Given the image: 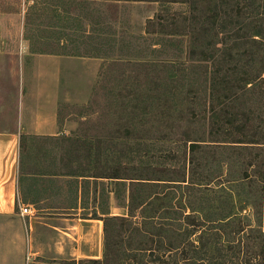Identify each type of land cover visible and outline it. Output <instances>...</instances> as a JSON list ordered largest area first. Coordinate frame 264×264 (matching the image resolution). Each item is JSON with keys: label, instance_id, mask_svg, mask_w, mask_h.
Returning a JSON list of instances; mask_svg holds the SVG:
<instances>
[{"label": "rangeland", "instance_id": "374dc122", "mask_svg": "<svg viewBox=\"0 0 264 264\" xmlns=\"http://www.w3.org/2000/svg\"><path fill=\"white\" fill-rule=\"evenodd\" d=\"M31 2L21 7L33 50L69 60L59 101L61 133L21 140L20 175L45 173L46 194L54 191V204L66 208L75 205L76 181L81 182L86 209L79 217H93L95 205L100 212L125 215L121 206L131 179L84 180L68 174L185 176L195 189L176 193L163 215L156 211L161 204L150 209L180 218L161 233L175 244L182 238L180 230L194 222L182 215L180 202L197 209L185 214L215 218L232 209L219 188L235 190V180L248 176V186H238L243 191L235 205L244 209L226 228L232 237L233 231L246 229L240 244L226 251L232 264H264L258 247L262 240L249 229L264 222V0ZM195 139L201 147L189 150L187 141ZM52 173L66 175L50 179ZM136 213L141 219L142 213ZM129 226L109 225L107 261L102 233L103 264H191L182 258H201V250L193 253L190 245V240L198 243L197 233L189 237L184 232L185 246L166 253L167 239L153 242L156 235L143 242L140 231ZM65 237L60 257L44 253L26 258V264H75L82 254H75V241Z\"/></svg>", "mask_w": 264, "mask_h": 264}, {"label": "crops", "instance_id": "0c3cea01", "mask_svg": "<svg viewBox=\"0 0 264 264\" xmlns=\"http://www.w3.org/2000/svg\"><path fill=\"white\" fill-rule=\"evenodd\" d=\"M26 2L32 3L0 0V63L5 66L0 67V264H26V258L33 260L44 253L56 259L65 236L75 241L74 253L82 254V259L75 257L80 259L75 264H103L102 218L112 213L100 212L95 205L92 210L98 217H79L86 209L81 205V182L76 181L75 205L66 208L54 204V191L48 189L52 195L46 194L43 173L20 175L22 136L56 137L61 133L59 101L69 60L64 54L33 50L21 7ZM5 6L9 9H3ZM29 187L33 195L27 194ZM22 205H29L32 215H21Z\"/></svg>", "mask_w": 264, "mask_h": 264}, {"label": "trees", "instance_id": "16d2710c", "mask_svg": "<svg viewBox=\"0 0 264 264\" xmlns=\"http://www.w3.org/2000/svg\"><path fill=\"white\" fill-rule=\"evenodd\" d=\"M252 76H248V79L245 80L244 83L249 82V78ZM23 138H34V137H24ZM22 140V138H21ZM201 140L195 139V140H188L189 142V150L196 149L201 147V143L199 142ZM236 142V143H240ZM251 143H258V142H251ZM166 172H168V169H166ZM153 176L146 177L142 176L141 174L136 177H126L123 176L121 172L113 171V172H103V173H84V172H77V173H71L68 175L73 176L75 179L82 178L87 179L93 178V180L96 179H110V180H124L126 178L131 179L130 184L128 186V196L126 199V202H124L123 206L126 208V214L123 216H114V215H106L104 218H102L104 226H103V232L105 235V253H104V260H109L108 257L111 254V247L109 249V225L111 226H117L118 223H120L121 226H128L132 225V228L135 230H139L140 234L143 238V242L148 238H155L156 235L158 236V240H153V242H159L160 240L167 239L168 242L164 245L167 246L166 253H177L182 247L185 246V243L187 242L186 236L184 235L188 233L191 237L195 233L198 234V243L195 244V241L190 240V245H192L193 253H197L201 250V258H198L196 256H190V257H183L184 261H191V264H205L204 260L208 259L209 264H232V257L229 254L228 251H226L227 247H229V250H233L235 247H237L240 244L242 235L244 234L243 230L239 229L236 232H232L233 237L231 234H229V231L226 229L231 225L235 224V219L238 215L241 214V210L244 209L243 206L236 207V203L240 200H238V193L242 194L243 189L239 188L238 186L244 187L247 185V178L248 176H244L242 178H237L235 182L237 183V188L235 190H232L231 187H222L219 188V191L222 192V194L225 197H228L230 200V203L232 205V209L230 211H219L217 212V216L212 219H206L208 216H202L203 219H196L194 214H185L186 209H190L191 212H195L197 209L191 208L186 202H180V209L182 210V215H186L193 218V223L189 225L190 227L187 229L183 227V230H180L179 233H182V238L179 239V243L175 244L167 238V236H163L161 233L166 232L167 228L170 227V223L178 222L180 218H170L167 216L161 217L158 216L156 211H160L161 215H163L162 212H166L167 209L172 207L171 202H169L176 193L179 191L181 193H185V190L189 189H195L191 188L193 183H189V181L185 178V176L181 177L180 179H176L174 176H162L157 175L156 171H153ZM162 173V172H161ZM45 174V173H43ZM51 175H66V174H55L52 173ZM186 179V180H185ZM245 182V183H244ZM248 186V185H247ZM179 188V189H178ZM183 189V190H182ZM250 189V188H249ZM264 188L260 189L261 196L264 194ZM263 192V193H262ZM243 202V200H241ZM170 203V205H168ZM156 204H161V206H158L156 208L155 212H150V209L154 208ZM248 204V203H247ZM245 203V205L247 206ZM149 209V210H148ZM236 210V211H235ZM240 210V211H238ZM137 211H140L141 219L138 220L137 218ZM109 213V212H105ZM152 213V214H150ZM93 217H98L96 210L94 211ZM115 221H118L116 224ZM167 221V222H166ZM198 221V222H197ZM131 222L133 224H131ZM113 223L114 225H112ZM174 225V224H173ZM176 226V224H175ZM251 231H257L259 234V238L262 240L261 244L258 246L260 247V250L264 251V222L260 219L257 221V224L255 227L250 226ZM160 232V233H159ZM231 233V231H230ZM185 238V240H184ZM205 240V241H204ZM161 242V241H160ZM189 243V240H188ZM214 249H211V248ZM164 248V246L162 247ZM109 249V250H108ZM210 251V253L208 252ZM159 250L158 252H160ZM157 252V253H158ZM165 252V248L163 253ZM112 254H117L115 250L112 251ZM202 255H205L207 258H204ZM117 255H114V257ZM201 260V261H200Z\"/></svg>", "mask_w": 264, "mask_h": 264}, {"label": "built area", "instance_id": "2783aa9c", "mask_svg": "<svg viewBox=\"0 0 264 264\" xmlns=\"http://www.w3.org/2000/svg\"><path fill=\"white\" fill-rule=\"evenodd\" d=\"M19 212L21 215H32V211H31V207L29 205H22L20 208H19Z\"/></svg>", "mask_w": 264, "mask_h": 264}]
</instances>
